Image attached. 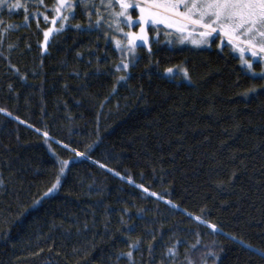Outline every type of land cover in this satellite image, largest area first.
Listing matches in <instances>:
<instances>
[{"label": "trees", "instance_id": "16d2710c", "mask_svg": "<svg viewBox=\"0 0 264 264\" xmlns=\"http://www.w3.org/2000/svg\"><path fill=\"white\" fill-rule=\"evenodd\" d=\"M55 6H0V264H264V79L164 37L118 71L88 9Z\"/></svg>", "mask_w": 264, "mask_h": 264}, {"label": "snow or ice", "instance_id": "6c2138e0", "mask_svg": "<svg viewBox=\"0 0 264 264\" xmlns=\"http://www.w3.org/2000/svg\"><path fill=\"white\" fill-rule=\"evenodd\" d=\"M79 2L83 4L85 10L92 6L86 0H79ZM5 3L6 0H0V6ZM59 5L60 7L55 9L57 14L60 13L63 7L69 9L73 7L70 0H59ZM117 5L120 9L119 12L114 11ZM14 6L20 7L19 3ZM106 7L113 10L112 15L115 17H125L129 23H134L129 10L138 9L139 15L135 22L139 23V34L125 33L127 47L130 52L134 51L135 47H137L136 41L143 42L140 46L148 43L146 27L149 25L163 24L167 28L175 29L182 36L184 34L191 36L195 32L201 39L193 40L194 44L208 43V39L214 33H218L222 42L223 38H227L228 44L241 53L242 64L246 65L252 76H259L261 79H264V70L259 73L252 71L255 61L259 60L260 63H264V0H108ZM59 18L67 21L69 16H60ZM52 23L55 24L56 20L54 19ZM100 23L101 20L98 19L96 24L99 25ZM76 27L80 28L82 26L77 25ZM89 27H91V24ZM198 29L199 31H196ZM53 31L52 28H49L43 33L45 45L48 44L49 37ZM116 44L123 51L120 41H116ZM149 52H151L150 48ZM245 52H249L251 58H245ZM129 67L130 63L122 61L117 65V70H127ZM172 73V68L166 69V74ZM183 75L185 79L189 78L187 70L184 71ZM126 79V76L119 77V80ZM255 91V88H251L244 95L254 93ZM3 111L5 110L0 109V112ZM44 136L47 137L48 133L45 132ZM76 155L80 156L83 154L77 153ZM60 163V175L62 176L64 168L68 166L69 162L61 161ZM60 183L61 180L58 177L56 183L44 193V196L55 191ZM143 190L146 193L148 192L147 188ZM150 195L156 196L157 193L153 192ZM166 203L171 204L172 202L166 201ZM195 219L201 220L200 217H196ZM208 226L214 231L219 230L215 224H209ZM131 247L135 248L136 245L133 244ZM149 250L151 251V246ZM169 251L171 252L172 250L170 249ZM122 255H126L129 260H132L133 252L128 251L126 254L122 253Z\"/></svg>", "mask_w": 264, "mask_h": 264}, {"label": "rangeland", "instance_id": "374dc122", "mask_svg": "<svg viewBox=\"0 0 264 264\" xmlns=\"http://www.w3.org/2000/svg\"><path fill=\"white\" fill-rule=\"evenodd\" d=\"M21 2L22 0H6V3L2 6H7V7H10L11 9H17L18 7H15L14 5H17V3H19L20 5ZM86 2L92 5L87 8L90 14L88 15V19L90 20V24H91L90 28L99 29L101 32H103L105 35H107L112 40L113 45L120 53V56H121L120 63L123 61L124 63H130V65H132L138 57L139 48L141 47L140 45L143 42L139 40L136 41L137 47H135L134 51L130 52L127 47V37L125 36V33L139 34L140 26L138 22H135L139 15L138 9L129 10V14L132 16V20L134 21V23H129L125 17H115L114 15H112L113 10L108 9L106 7L108 0H103V3H102V0H86ZM70 3L73 5L71 9L67 7H63L61 8L60 13L57 14L55 9L57 7H60V5H59V0H56V6L54 9L55 14H54V17L50 20L51 24H53L52 21L54 19L56 21L60 20L59 18L60 16H69V18L72 17L75 14L76 9H80L84 13L85 8L83 4L79 2V0H70ZM114 11L116 12L120 11L118 5L115 6ZM98 19L101 20V23L99 25L96 24V21ZM67 21L61 20L60 24L65 25L67 24ZM88 28H89V25H88ZM53 30L54 31L50 35V37L55 32L58 31V29H53ZM196 31H199V29ZM146 32L148 36V43L150 42V39L157 40L160 37H164L167 42L175 46L188 45V46L196 47V48H201V47L211 48L212 45L215 44V46H217L218 48H221L224 45H228L232 49V51L240 58V62L242 64L241 53L237 51L233 46H230L228 44L227 38H223V42H222L221 37L219 36L218 33H214L212 37L208 39V43L194 44L192 42L193 40L201 39L198 35L195 34V32L191 36H188L187 34H184L182 36L179 33H177L175 29L167 28L163 24H157L155 26L149 25L146 27ZM116 41H120V44L123 47V51H121L120 48L117 47ZM147 44H143V45H147ZM42 46L44 48L46 47L44 40H43ZM244 56L245 58H251L249 52H245ZM242 66L245 68V70L249 74H251V72L247 69L246 65L242 64ZM171 68L173 69V73L166 74V70H165L164 75L171 76V77L176 76L185 82L190 81L189 78L187 79L184 78L183 73L186 70L185 67L181 66V67H171ZM128 70L129 68L125 71L128 72ZM262 70H264V63H260L259 60L255 61L252 71L259 73Z\"/></svg>", "mask_w": 264, "mask_h": 264}]
</instances>
